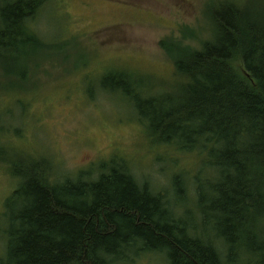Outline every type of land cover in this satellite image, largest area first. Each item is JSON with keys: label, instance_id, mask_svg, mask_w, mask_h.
Here are the masks:
<instances>
[{"label": "trees", "instance_id": "trees-1", "mask_svg": "<svg viewBox=\"0 0 264 264\" xmlns=\"http://www.w3.org/2000/svg\"><path fill=\"white\" fill-rule=\"evenodd\" d=\"M46 1L0 0V67L16 70L15 82L27 81L32 62L22 53L46 49L31 27ZM211 13L212 38L200 50L162 46L181 80L172 94L145 95L124 74L100 81L154 142L198 153L208 166L192 184L197 223L117 163L95 180L82 173L52 184L47 162L2 158L3 147L0 163L18 185L4 204L0 264H115L142 254L168 264H264V5L223 2ZM171 182L181 199L183 183Z\"/></svg>", "mask_w": 264, "mask_h": 264}, {"label": "rangeland", "instance_id": "rangeland-1", "mask_svg": "<svg viewBox=\"0 0 264 264\" xmlns=\"http://www.w3.org/2000/svg\"><path fill=\"white\" fill-rule=\"evenodd\" d=\"M223 2L264 5V0H47L31 24L46 49L21 56L32 61L27 81L15 82L10 76L17 71L9 76L0 67V150L7 148L2 158L47 162L52 184L82 173L95 180L117 163L197 223L192 184L207 177L208 166L198 153L154 142L134 108L119 94L103 91L100 81L124 74L145 95L172 94L181 80L162 46L200 50L212 38L211 12ZM175 176L183 183L181 199L173 190ZM17 185L8 164L0 163V258L9 226L4 204ZM115 264L168 263L163 255L142 254Z\"/></svg>", "mask_w": 264, "mask_h": 264}]
</instances>
